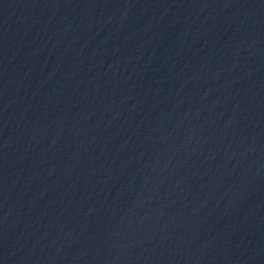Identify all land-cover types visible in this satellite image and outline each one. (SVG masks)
<instances>
[{
  "label": "water",
  "instance_id": "water-1",
  "mask_svg": "<svg viewBox=\"0 0 264 264\" xmlns=\"http://www.w3.org/2000/svg\"><path fill=\"white\" fill-rule=\"evenodd\" d=\"M0 195L111 264H264V0H0Z\"/></svg>",
  "mask_w": 264,
  "mask_h": 264
}]
</instances>
